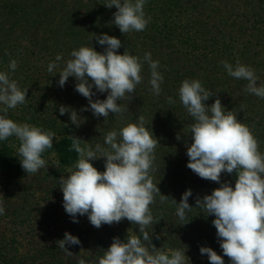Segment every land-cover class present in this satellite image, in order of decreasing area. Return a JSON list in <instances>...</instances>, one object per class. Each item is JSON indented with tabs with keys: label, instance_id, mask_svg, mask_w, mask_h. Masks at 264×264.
Returning <instances> with one entry per match:
<instances>
[{
	"label": "trees",
	"instance_id": "trees-1",
	"mask_svg": "<svg viewBox=\"0 0 264 264\" xmlns=\"http://www.w3.org/2000/svg\"><path fill=\"white\" fill-rule=\"evenodd\" d=\"M36 1L45 4L47 0ZM31 2L0 0L2 67L21 89L24 86L28 88L29 100L35 99L31 97V88L34 91L38 89L33 82L38 72L32 66L39 65L38 67L47 71L48 64L55 61L57 55L61 56L56 48L60 44L61 51H65L64 45H69L67 51L70 53L73 49H79L80 42L82 46H92L96 51L103 52L104 46L96 42L95 36L108 34L121 40L122 46L117 50L120 54L126 51L143 61L145 54L150 53L151 59L159 62L158 71L164 77L161 93H152L149 84L150 68L148 62L143 61L141 83L136 86L135 92L126 94L117 101L124 108L121 113H110L106 118L94 116L91 110H84L88 99L82 95L79 96L81 98L67 95L65 106L78 113L77 122L83 123L81 128L85 127L84 129L95 133V143L102 144L109 131L119 132L126 124L138 122V117L142 116L145 126L149 131L152 130L158 140L150 177L153 183L156 181L159 184V190L164 195L154 194V201L149 205L153 222L145 230L150 235L148 229L153 228L158 234L153 242L148 243H163L168 247L186 249L197 260L205 259L207 255L200 254V246L211 247L217 254L223 255L212 224L214 216H207L205 210L196 206L197 198L210 194L219 184L200 178L186 166V148L192 142L190 128L194 120L180 103L178 89L185 79L200 80L214 94L206 103L211 104L218 97L222 105L249 128L258 142V151L264 155V98L247 92L248 82L228 75L222 64V61H227L234 67L237 62L249 66L259 78L257 85L264 84V0H237V3L244 2L240 7L243 10L233 14L228 8V0H146L144 13L146 18L151 17L149 23L142 31L127 33H121L113 24V13L117 9L115 6L106 7V1L98 9L96 4H92L85 10H74L76 13L87 12L85 17L74 16L77 19L75 23L82 20L75 29L73 24L70 28L59 22V8L52 5H46L48 10L42 15L44 17L41 16L39 22H34L32 17L36 15V8H32ZM192 4H196V10L191 9ZM33 22L34 26L29 28ZM71 58L69 56L64 60ZM12 60L17 64L14 71L9 68ZM56 63L58 67L45 76L44 86L40 88L38 96L42 100L37 103L43 101L46 94L44 91L52 94L54 104L61 100L58 73L65 63L62 60ZM30 66L32 70H29ZM51 78L53 85L49 84ZM67 81L64 85L65 92L78 93L75 90L77 81L73 77H69ZM106 95L107 93L97 92L92 99L103 100ZM169 97L175 103L170 104ZM52 111L56 110L49 108L47 115L54 124L63 120V116H70V112H66L65 115L58 114L54 118ZM69 123H72L71 120ZM34 126L47 131L44 126ZM73 126L80 129L75 124ZM177 136L180 138L177 139ZM74 138H79L81 146L86 147L80 136H55L53 147L42 153V157H53L61 169H73L79 159V155L71 148ZM19 145L20 141L15 136L0 141V177L6 183L26 176L19 162ZM235 179V172L221 174V181L230 182L233 186ZM186 189L192 190L188 199L192 207L186 211L185 221H181L175 214L177 204L174 200L179 202ZM128 225L121 239L132 235L142 238V234L140 236L135 233L138 225L130 221ZM153 239L151 236V241ZM224 260L225 264H229L227 256H224Z\"/></svg>",
	"mask_w": 264,
	"mask_h": 264
},
{
	"label": "clouds",
	"instance_id": "clouds-1",
	"mask_svg": "<svg viewBox=\"0 0 264 264\" xmlns=\"http://www.w3.org/2000/svg\"><path fill=\"white\" fill-rule=\"evenodd\" d=\"M145 3L146 0H106L104 5L116 7L113 24L121 33H127L146 28L151 17H145ZM95 39L104 46L103 52L92 46L73 49L72 58L58 73L61 88L69 77L77 81L75 90L88 99L84 110H91L94 116L104 118L110 113H121L124 108L117 101L135 92L141 83L143 61L148 62L150 68L152 93H161L164 77L158 71L159 62L152 60L150 53H146L141 61L126 51L120 54L117 50L122 42L115 36L100 34ZM61 59L57 55L47 70L53 72L58 67L56 62ZM222 64L228 75L248 82L247 92L264 98V84L257 85L259 78L251 67L239 62L235 67L227 61ZM16 67V61L12 60L9 68L14 71ZM97 92L107 93L106 98L93 100ZM178 94L180 103L194 120L190 128L192 142L186 148V166L200 178L219 184L210 194L197 198L196 206L205 210L207 216H214L212 224L223 255L208 246H200V254H207L210 264H225L224 256L229 258V264H264V155L258 151L256 138L218 97L211 104L206 103L214 94L200 80H183ZM26 95L27 89L22 90L15 80L10 79L9 73L0 71V113L23 104ZM168 102L175 103L171 97ZM66 112H70L71 122L78 126V113L70 111L67 106L59 107L61 115ZM55 135L51 130L43 131L40 127L21 124L0 114V141L10 136L18 138L19 162L26 174L46 167L42 153L53 147ZM157 142L142 116L138 117V122L123 126L119 132L109 131L104 137L108 148L100 144L94 148L82 147L79 138L73 139L71 148L79 159L74 171L59 178L63 207L72 222L78 223V215H87L89 222L99 228L103 224L127 219L138 225L142 234V239L132 235L126 241L114 237L98 264H186L189 259L186 249L165 252L155 245L149 249L145 244L151 243V236L145 230L153 222L149 205L154 201V194H161L150 177ZM101 157L106 158L103 171L91 163ZM233 172L236 175L234 186L221 181L222 173ZM191 195L192 190L186 189L179 202L173 199L177 204L175 214L181 221H185L186 211L192 207L188 203ZM4 212L0 204V215ZM78 244L79 238L67 231L59 240L60 248L65 250H68L65 245Z\"/></svg>",
	"mask_w": 264,
	"mask_h": 264
},
{
	"label": "rangeland",
	"instance_id": "rangeland-1",
	"mask_svg": "<svg viewBox=\"0 0 264 264\" xmlns=\"http://www.w3.org/2000/svg\"><path fill=\"white\" fill-rule=\"evenodd\" d=\"M31 1L32 8H36V15L32 17L34 22H39L41 16L47 12V6L52 5L59 8V22L69 27L73 24V29H75L76 25L80 24L82 20L75 23L77 19L74 16L77 18L85 17L87 12L76 13L74 10H85L92 4H96L98 9L106 0H47L45 4H41L36 0ZM228 2L231 14L243 10L240 7L244 5V2L237 3V0H228ZM195 6L196 4H192L191 9H194ZM67 9L68 12H66ZM244 18L247 20L246 17ZM224 19L226 20V18ZM34 22L30 23L29 28L34 26ZM67 41L71 42V39ZM81 46L82 42H80L79 48ZM69 47V45H64L63 49L65 51H61L62 44L56 46L64 63L66 62L64 58L67 59L70 56V52L67 51ZM2 66L3 63L0 58V71H4ZM38 66H32L38 72L33 81L34 86L38 89L34 91L31 88L33 90L31 97H35V99L29 100L30 97L26 95L23 104H18L15 108L0 114L6 115L21 124L44 126L45 130H51L56 134L55 136L65 134L80 136L86 146L94 148L96 144H100L108 148L109 146L105 143H95L96 134L84 129L85 127L81 128L83 123H79L77 127H80V129H76L73 123H69L70 118L68 116H63V120H59L57 124L49 120L47 115L49 108L56 110L51 112V115L55 118L60 114L59 107L65 106L67 95H77L79 97L81 94L65 92L66 86H64L60 90L61 100L56 104L52 102V94L47 91H44V94H46L43 101L37 103L38 100H42L38 98L40 96L39 90L44 86L45 76L50 73L43 67ZM28 68L32 70L31 66ZM52 81L51 78L50 85H53ZM23 89L28 90L25 86L22 87ZM72 101L75 103L73 99ZM105 159L101 157L91 161V163L97 170L103 171ZM45 160L47 162L46 167L36 173H28L15 182L6 183L0 177V204L5 209L4 214L0 215V264H80L81 261L84 264H98V260L112 243L113 238H123L122 236H124L127 226H129L128 221L122 219L120 222L103 224L101 227L96 228L89 222L87 215H78V223L72 222V218L65 212L63 207V193L60 190L59 178L61 176L67 177L75 168L61 169L53 157H48ZM154 184H157V182L154 181ZM157 186L159 188V184ZM136 230L135 233L141 236L139 228ZM148 230L150 236L154 237L151 241L153 242L158 231H154L153 228ZM66 231L77 236L80 244L65 245L68 250L60 248L59 240L63 239ZM121 240L126 241L127 238ZM145 244L149 249L152 245H155L148 242H145ZM155 246L165 252L176 249L163 243ZM185 254L189 258L186 259V264H210L207 255H205V259H200L203 261H200L194 259L189 251H185Z\"/></svg>",
	"mask_w": 264,
	"mask_h": 264
}]
</instances>
